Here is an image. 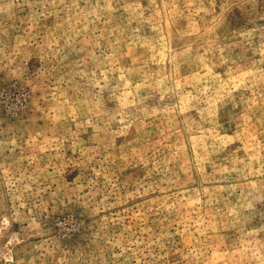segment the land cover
Returning <instances> with one entry per match:
<instances>
[{
  "label": "rangeland",
  "instance_id": "obj_1",
  "mask_svg": "<svg viewBox=\"0 0 264 264\" xmlns=\"http://www.w3.org/2000/svg\"><path fill=\"white\" fill-rule=\"evenodd\" d=\"M0 264H264V0H0Z\"/></svg>",
  "mask_w": 264,
  "mask_h": 264
}]
</instances>
